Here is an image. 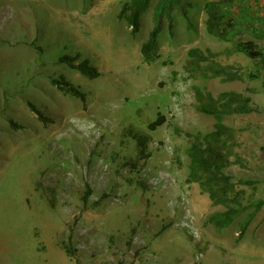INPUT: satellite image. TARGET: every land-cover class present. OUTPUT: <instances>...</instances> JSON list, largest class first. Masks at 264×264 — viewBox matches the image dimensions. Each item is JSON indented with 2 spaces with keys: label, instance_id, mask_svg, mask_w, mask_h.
Segmentation results:
<instances>
[{
  "label": "rangeland",
  "instance_id": "obj_1",
  "mask_svg": "<svg viewBox=\"0 0 264 264\" xmlns=\"http://www.w3.org/2000/svg\"><path fill=\"white\" fill-rule=\"evenodd\" d=\"M123 1L0 0V264H264V63L231 50L239 40L264 50V0L229 5L242 33L227 39L206 29L208 0H162L171 17L151 62L141 45L159 0L136 35L118 17ZM191 47L209 58L188 69ZM64 54L101 75L60 62ZM217 64L244 77L217 76ZM62 76L86 108L52 83ZM228 91L250 95L255 109L224 118L241 212L217 230L207 218L225 206L187 180V149L216 121L197 106ZM132 127L150 135L148 158L138 159Z\"/></svg>",
  "mask_w": 264,
  "mask_h": 264
},
{
  "label": "trees",
  "instance_id": "obj_2",
  "mask_svg": "<svg viewBox=\"0 0 264 264\" xmlns=\"http://www.w3.org/2000/svg\"><path fill=\"white\" fill-rule=\"evenodd\" d=\"M152 0H125L120 6L118 17L124 20L130 28L132 35H136L142 27V15L150 6ZM170 4L175 5L176 0H167ZM236 0H208L205 5L206 29L209 33L215 34L222 39H227L232 33H242L240 23L241 18L232 15L229 5ZM162 0H159L158 6L155 10L154 21L152 28L149 30L146 39L141 45V53L144 61L151 62L158 58V44L159 35L163 27L164 17L170 18L165 12L166 5H162ZM186 16V14L184 13ZM187 17V16H186ZM172 27V21L169 22V28ZM234 52H242L251 59H260L264 63V50L258 48L253 40H239L231 49ZM210 54L212 52L208 50ZM188 60L186 68L191 69L197 67L201 60H207L209 55L198 47H191L188 50ZM60 62L66 63L70 67L78 70L82 74L96 78L101 75L98 67L91 63L89 59H81L79 55L64 54L59 58ZM234 65H214L210 66L209 70L217 75L222 76L226 80H237L244 77L235 71ZM251 76H256L251 74ZM52 83L65 93L72 94L80 98L86 108V94L72 82L68 81L64 76L59 79L52 78ZM248 91L252 89L248 88ZM252 97L242 93H235L233 91L223 92L219 97L209 96V99L201 102L197 107L200 111L214 116V129L205 134H198L195 140L187 149L190 156L189 175L187 180L189 182L199 183L201 189L207 192L211 200L215 204H222L225 209L213 213L207 218L209 223H212L217 230H221L229 226L238 214L241 212L238 208V192L235 190V182L233 177L225 172V168L230 163L229 154L224 151L226 148L225 134L230 130V127L224 123V117L232 113H248L255 108L251 104ZM29 108L38 115V118L46 123L51 121V118L46 116L43 111L32 101H27ZM165 117L159 115L158 119L150 124L151 129H155L161 125ZM11 125L16 124L11 121ZM128 135L133 137L137 143L138 159H145L151 155L149 151L150 135L134 129L129 128ZM92 193V188L87 184V189L83 196L86 202ZM254 212L242 222L240 226V237H242L249 226ZM135 231V230H133ZM131 243V239L129 241ZM66 251L69 253V247Z\"/></svg>",
  "mask_w": 264,
  "mask_h": 264
},
{
  "label": "crops",
  "instance_id": "obj_3",
  "mask_svg": "<svg viewBox=\"0 0 264 264\" xmlns=\"http://www.w3.org/2000/svg\"><path fill=\"white\" fill-rule=\"evenodd\" d=\"M227 116V115H226ZM225 118V117H224ZM215 123V122H214ZM224 123H225V120H224ZM226 124V123H225ZM227 125V124H226ZM213 129V128H212ZM212 131V130H211Z\"/></svg>",
  "mask_w": 264,
  "mask_h": 264
}]
</instances>
